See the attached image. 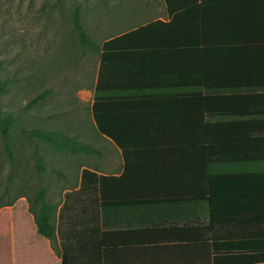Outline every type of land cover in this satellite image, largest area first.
Returning <instances> with one entry per match:
<instances>
[{"label": "crops", "instance_id": "0c3cea01", "mask_svg": "<svg viewBox=\"0 0 264 264\" xmlns=\"http://www.w3.org/2000/svg\"><path fill=\"white\" fill-rule=\"evenodd\" d=\"M154 2L96 41L97 152L43 186L55 244L20 196L0 264H211L213 221L264 249V0ZM84 169L107 178L80 193Z\"/></svg>", "mask_w": 264, "mask_h": 264}, {"label": "rangeland", "instance_id": "374dc122", "mask_svg": "<svg viewBox=\"0 0 264 264\" xmlns=\"http://www.w3.org/2000/svg\"><path fill=\"white\" fill-rule=\"evenodd\" d=\"M145 2L152 11L158 5L154 0H0V115L14 118L8 128L13 162L0 133V225L20 196L27 200L19 207L29 204L30 196L57 179L77 153L86 159L84 152L31 136L34 129H58L88 143L96 137L90 121L96 53L81 46L75 7L91 38L101 42L108 25L139 19ZM44 91L46 97L31 106ZM84 126L90 133L78 132Z\"/></svg>", "mask_w": 264, "mask_h": 264}, {"label": "trees", "instance_id": "16d2710c", "mask_svg": "<svg viewBox=\"0 0 264 264\" xmlns=\"http://www.w3.org/2000/svg\"><path fill=\"white\" fill-rule=\"evenodd\" d=\"M78 1V0H74ZM80 9L77 5L74 9V27L79 35V39L82 47H90L92 50L100 48V45L91 38V35L86 31L84 26L80 21ZM107 47V43H104L102 51ZM3 90V87H0V91ZM99 90L95 94V103H94V116L97 122H99L98 113L95 109L97 102H99ZM47 95V91L42 92L37 97L32 100L31 106L37 104L39 101L43 100ZM14 118L12 116H2L0 115V133L4 138V143L6 151L9 154L10 161H14L13 151L9 142V133L8 128L13 123ZM100 132H103V127L99 125ZM104 133V132H103ZM105 134V133H104ZM107 135V134H105ZM31 136L38 137L39 139L45 140L51 146L61 147L69 149L73 152H84L90 154L92 152H97L96 148L93 147L90 143L85 142L80 139L73 138L69 136L67 132L58 130V129H48V128H38L34 129L31 133ZM110 136V135H108ZM111 137V136H110ZM107 177L103 175H98L95 171L90 169L83 170V180L80 193L83 192L87 185H100ZM79 193V192H78ZM76 194L75 192L68 193L67 197ZM47 190L42 186L29 198L30 211L34 214L35 220L38 226V232L55 242L57 239L58 228L53 220L54 208L47 200ZM212 207H217L214 199H211ZM67 205V204H66ZM69 205V204H68ZM65 206V204H64ZM67 207V206H66ZM65 211V210H64ZM212 216H216L213 214ZM212 238L209 240V248L211 251V264H257L264 262V249L259 248L254 251V248L251 247L250 239H240L227 240V247H222V243H219L218 240V221L212 222ZM63 254V264H67V253Z\"/></svg>", "mask_w": 264, "mask_h": 264}]
</instances>
